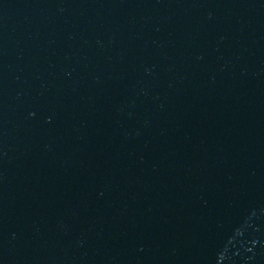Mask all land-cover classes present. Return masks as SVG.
Wrapping results in <instances>:
<instances>
[{
  "label": "water",
  "instance_id": "95a60500",
  "mask_svg": "<svg viewBox=\"0 0 264 264\" xmlns=\"http://www.w3.org/2000/svg\"><path fill=\"white\" fill-rule=\"evenodd\" d=\"M0 264H264V0H0Z\"/></svg>",
  "mask_w": 264,
  "mask_h": 264
}]
</instances>
